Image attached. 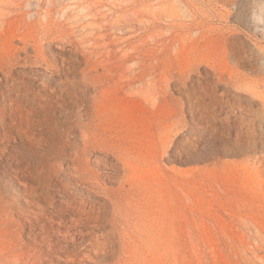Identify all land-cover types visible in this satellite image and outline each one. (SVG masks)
Instances as JSON below:
<instances>
[{
	"label": "rangeland",
	"instance_id": "1",
	"mask_svg": "<svg viewBox=\"0 0 264 264\" xmlns=\"http://www.w3.org/2000/svg\"><path fill=\"white\" fill-rule=\"evenodd\" d=\"M0 79V264H264V0H0Z\"/></svg>",
	"mask_w": 264,
	"mask_h": 264
},
{
	"label": "bare ground",
	"instance_id": "2",
	"mask_svg": "<svg viewBox=\"0 0 264 264\" xmlns=\"http://www.w3.org/2000/svg\"><path fill=\"white\" fill-rule=\"evenodd\" d=\"M55 55V54H54ZM56 57V56H55ZM23 69V68H22ZM13 70V69H12ZM20 70V69H19ZM3 73H4V75H5V78H6V80H8V83H7V85H6V87H7V89H2L1 88V86H2V84H0V89H2L1 90V95H4V97L5 96H7L8 97V99L10 100V101H14L15 102V104L16 105H18L19 106V108H22V107H24V109H26V111H34L35 113H43V115H45L44 117V119L43 120H41V121H37L38 122V124L40 123V125L46 130L47 128H48V126L45 128V126L48 124V120L51 118V113H49V111L47 110V108L49 107L48 106V102L45 100V99H42V100H40L39 102H33V101H25L26 102V104H24V106L22 105V104H20V103H18L17 102V100L14 98L15 96H13L14 94H13V92L15 91L16 93H18V96H22V95H25V93L27 94V92L25 91V89L27 88H24V86H23V84H21V83H23L22 81H21V83L19 82V81H17L18 79H11L12 77L9 75L10 73H12L11 71H9V69H6V70H3L2 71ZM21 72V71H20ZM6 73V74H5ZM19 73V72H18ZM24 73V72H23ZM14 75V74H13ZM16 76V75H15ZM24 76V75H23ZM14 77V76H13ZM21 77V76H20ZM4 78V77H3ZM2 78V79H3ZM17 78H19L18 76H17ZM2 79H0V83L1 82H3L2 81ZM21 79V78H20ZM12 80V81H11ZM4 83V82H3ZM5 83V84H6ZM46 89V88H45ZM31 90V89H30ZM16 95V94H15ZM29 97V96H28ZM27 96H26V98H28ZM25 98V97H24ZM30 98H31V96H30ZM23 99V98H22ZM19 100V99H18ZM31 100V99H30ZM36 100V99H35ZM34 100V101H35ZM8 101V100H7ZM1 102V101H0ZM6 102V101H5ZM21 102V101H20ZM28 102V103H27ZM2 103V102H1ZM6 105L8 106V104L6 103ZM50 105V104H49ZM55 106V105H54ZM11 107H13V106H11ZM10 107V108H11ZM16 110V109H15ZM10 111V110H9ZM51 111V110H50ZM1 113H3L2 115H1V119H0V121H1V123L4 125V126H6L7 128H12L14 125H11V121L10 120H12L13 122H14V124L16 125V126H19L21 123V121H23V120H21V121H19V119L18 118H14V116L13 115H8V113H7V115H6V111L2 108V106H1V104H0V114ZM32 114H34L33 112H32ZM38 115V114H37ZM55 115V114H54ZM35 116V115H34ZM32 118V117H31ZM53 118V117H52ZM55 119V118H54ZM36 120V119H35ZM57 120V119H56ZM54 121V120H53ZM52 121V122H53ZM51 122V123H52ZM57 123H58V121H57ZM59 124V123H58ZM35 125H37V124H35ZM54 125V124H53ZM57 125V124H56ZM51 126H52V124H51ZM55 126V125H54ZM57 126H59V125H57ZM57 126L55 127V128H57ZM6 128V129H7ZM50 128V127H49ZM55 128H54V131H55ZM36 129V128H35ZM44 129H43V131H44ZM60 129V128H59ZM58 129V130H59ZM1 130V129H0ZM4 130V129H3ZM10 130V129H9ZM37 130H39V129H37ZM36 130V131H37ZM57 130V129H56ZM6 131V130H5ZM27 131V130H26ZM41 131V130H40ZM39 131V132H40ZM48 131V130H47ZM50 131V130H49ZM9 132V131H8ZM8 132H6V133H8ZM33 132H35V131H33ZM58 132H61V131H58ZM36 133V132H35ZM41 133V132H40ZM43 133V132H42ZM54 133V132H53ZM56 133V132H55ZM55 133L52 135V136H54L55 135ZM13 134V133H12ZM37 134V133H36ZM47 134H49V133H47ZM51 134H52V132H51ZM5 135V134H4ZM41 135V134H40ZM50 135V134H49ZM7 136V135H6ZM38 136V135H37ZM59 136V135H58ZM60 137V136H59ZM36 138V137H35ZM46 138V137H45ZM54 138H58L57 136L55 137L54 136ZM49 139V138H48ZM53 141H54V139H53ZM5 142H7V141H5ZM74 142V141H73ZM7 144H8V142H7ZM55 144V143H54ZM71 144V143H70ZM18 146V145H17ZM57 146H59V145H57ZM57 146H56V148H57ZM79 146V145H78ZM14 149H16V148H14ZM20 149H22V148H20ZM61 149V148H60ZM88 150V149H87ZM15 151H17V150H15ZM21 151V150H20ZM60 151H63V150H60ZM81 151V150H80ZM22 152V151H21ZM21 152H19V153H21ZM16 153V152H15ZM97 153V152H96ZM22 154V153H21ZM21 154H19V155H21ZM23 154H25V152L23 153ZM81 154V153H80ZM98 155H100V154H98ZM97 155V156H98ZM14 156V155H13ZM16 156V155H15ZM28 156V155H27ZM78 156V155H77ZM82 156H83V154H82ZM24 157H25V155H24ZM102 156H100V158H99V160L101 159L102 160V158H101ZM18 158V157H17ZM78 158H79V156H78ZM78 158H76V159H78ZM33 159V158H32ZM105 160V159H104ZM104 160H102V162L104 161ZM57 161V160H56ZM75 161V160H74ZM80 162H82V161H80ZM37 163V162H36ZM56 163V162H55ZM73 163V162H72ZM79 163V162H78ZM35 165V164H34ZM33 165V166H34ZM37 165V164H36ZM58 166V165H57ZM66 166V165H65ZM64 166V167H65ZM83 166V165H82ZM35 167V166H34ZM63 167V166H62ZM64 167H63V169H64ZM67 167V166H66ZM39 168V167H38ZM30 169V168H29ZM36 169V168H35ZM69 168H67V170H68ZM33 170V169H32ZM47 170V169H46ZM45 170V171H46ZM65 171V170H64ZM75 171V170H74ZM73 171V172H74ZM37 173V172H36ZM40 173V172H39ZM39 173H38V175L37 176H39ZM56 174H57V172H56ZM47 175V174H46ZM53 175V174H52ZM58 175H60V174H58ZM62 176V175H61ZM71 176H74V175H71ZM47 177V176H46ZM54 177V176H53ZM63 177V176H62ZM76 177H77V181H76V184H78L79 185V183H81V182H84L85 183V181L87 180V179H85V174H84V172H83V170H82V167H79V169L77 168V171H76ZM41 178V177H40ZM47 178H49V177H47ZM59 178V177H58ZM89 178V177H88ZM57 179V178H56ZM41 180H44V179H42L41 178ZM50 180V179H49ZM62 180V179H61ZM60 180V182L64 185L65 184V182H66V178H64L62 181ZM46 181V180H45ZM41 182V184H40V186L38 187H36V188H34V190H36L39 194H43V195H45V198L47 199V202L48 203H51V207L52 208H54V207H56V205H58V201H57V196H56V194L54 193V189L57 187V186H59V185H57L56 186V182H54V181H47V182H44L43 183V181H40ZM75 182V181H74ZM87 182V181H86ZM68 184V183H67ZM75 184V183H74ZM87 184V183H86ZM91 184V183H90ZM69 186V185H68ZM64 187V186H63ZM59 188H60V186H59ZM65 188V187H64ZM63 188V189H64ZM90 188H91V186H90ZM62 189V188H61ZM65 190H67V189H65ZM60 191V190H59ZM64 191V190H63ZM62 192V191H61ZM66 192V191H65ZM79 193L80 194H89L90 193V189L89 188H86V189H83V190H80L79 191ZM63 195V194H62ZM43 197V196H42ZM67 199V198H66ZM69 199V198H68ZM82 200V207H83V209H82V211H84L85 213H87V214H90V217H88V218H83V219H81L80 220V222L78 223V224H88L92 219H91V217H93V215H94V213L95 212H97V210L99 211V210H101V208H103V206H102V204H101V202L93 195V196H91V198L89 199V200H87V199H85V198H81ZM67 201V200H66ZM61 205V204H60ZM62 206H64V204H62ZM43 208L45 209V206H43ZM105 209V208H104ZM79 213H81V211H78ZM63 217V216H62ZM100 218V217H99ZM101 218H103V217H101ZM101 218L99 219V221H101ZM97 220V219H96ZM98 221V220H97ZM101 224V223H100ZM65 225V224H64ZM89 225V224H88ZM100 226V225H99ZM65 227L67 228L68 226L67 225H65ZM95 227V228H94ZM96 226H93V225H89V226H85V227H82V228H80V229H78V230H68V231H66V234H70V235H72V236H77L78 237V239L79 240H83V239H86L87 237L88 238H92V244L93 245H96V244H100V242H99V238L100 237H106L105 235H101V236H97L96 235ZM76 238V237H75Z\"/></svg>",
	"mask_w": 264,
	"mask_h": 264
}]
</instances>
